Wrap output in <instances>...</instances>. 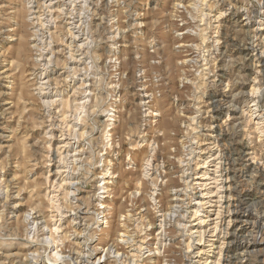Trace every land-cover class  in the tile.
Segmentation results:
<instances>
[{
	"label": "rangeland",
	"instance_id": "rangeland-1",
	"mask_svg": "<svg viewBox=\"0 0 264 264\" xmlns=\"http://www.w3.org/2000/svg\"><path fill=\"white\" fill-rule=\"evenodd\" d=\"M204 1L0 0V264H127L123 225L148 234L154 250L159 210L170 188L182 189L180 172L200 162V143L218 142L235 195L264 215V170L240 154L259 145L264 163V0ZM245 228L248 240L259 232ZM165 231L160 255L149 262L144 250L138 260L183 264L180 237ZM252 249L247 263L264 264V244Z\"/></svg>",
	"mask_w": 264,
	"mask_h": 264
},
{
	"label": "bare ground",
	"instance_id": "bare-ground-1",
	"mask_svg": "<svg viewBox=\"0 0 264 264\" xmlns=\"http://www.w3.org/2000/svg\"><path fill=\"white\" fill-rule=\"evenodd\" d=\"M206 1L203 0V3H205ZM202 3V2H201ZM239 3V2H238ZM260 3V2H259ZM263 4V3H262ZM261 5V4H259ZM229 6V5H228ZM233 6V5H232ZM262 6V5H261ZM244 8V7H243ZM211 9V8H210ZM235 9V8H234ZM246 9V8H245ZM237 10V9H236ZM32 11V10H31ZM250 11V10H249ZM238 12V11H237ZM33 13V12H31ZM202 13V11H201ZM205 13V12H204ZM223 13V12H221ZM29 14V13H28ZM51 14V13H50ZM209 14V13H207ZM224 14V13H223ZM226 14V13H225ZM251 14V13H250ZM3 15V14H2ZM35 15V14H34ZM222 15V14H221ZM246 15V14H245ZM243 15V16H245ZM46 16V15H45ZM52 16V15H50ZM203 16V15H202ZM219 16V15H218ZM252 16V15H251ZM220 17V16H219ZM44 18V17H43ZM42 18V19H43ZM50 18V17H49ZM54 18H51V20H53ZM57 19V17H56ZM217 20V18H215ZM214 19V20H215ZM229 19V18H228ZM28 20V19H27ZM40 20V19H39ZM50 20V19H48ZM240 21V20H239ZM41 22V21H40ZM217 22V21H215ZM44 23V22H43ZM137 23V22H136ZM233 24V23H232ZM45 25V24H44ZM49 25V24H48ZM36 27V26H35ZM244 28V27H243ZM241 29V28H240ZM54 30V29H53ZM52 30V31H53ZM260 30V29H259ZM39 31V30H38ZM49 31V30H48ZM116 32V31H115ZM118 33V32H117ZM203 33V32H202ZM37 34V33H36ZM49 34V33H48ZM259 34V33H258ZM35 35V34H34ZM117 35V34H116ZM115 35V36H116ZM36 36V35H35ZM49 36V35H48ZM37 37V36H36ZM111 37V36H110ZM11 38V37H10ZM50 38V37H49ZM202 39H205L201 36ZM38 39V38H37ZM38 43V42H37ZM27 44V43H26ZM54 44V43H53ZM25 45V44H24ZM29 45V44H27ZM36 45V44H34ZM49 46V45H48ZM192 46V45H191ZM193 47V46H192ZM196 47V46H195ZM31 48V47H30ZM34 48V47H33ZM40 48V47H39ZM49 48V47H48ZM71 48V47H70ZM28 49V47L26 48ZM57 50V49H56ZM27 51V50H26ZM59 51V50H58ZM49 52V51H48ZM52 52V51H51ZM70 52V51H69ZM52 54V53H51ZM98 55V54H97ZM38 56V55H37ZM192 56V55H191ZM255 56V55H254ZM260 56V55H259ZM35 58V57H34ZM44 58V57H43ZM50 58H47V61ZM35 60V59H33ZM37 60V58H36ZM50 61V60H49ZM67 61V60H66ZM190 61V60H189ZM35 62V61H34ZM52 62V61H51ZM50 62V63H51ZM49 63V62H48ZM47 63V64H48ZM64 63V62H63ZM66 64V63H64ZM67 65V64H66ZM71 68V67H70ZM43 69V68H42ZM258 69V68H257ZM259 70V69H258ZM239 71V70H238ZM238 73V72H237ZM68 74V73H67ZM74 76V75H73ZM251 76V75H250ZM68 77V76H67ZM65 79V78H64ZM258 80V79H257ZM245 82V81H244ZM258 82V81H257ZM68 83V82H67ZM88 84V83H87ZM256 84V83H255ZM43 86V85H42ZM50 86V85H49ZM27 88V86H26ZM84 88V87H83ZM76 89V88H75ZM80 89V88H79ZM40 90V89H39ZM38 91V90H37ZM48 91V90H47ZM79 91V90H78ZM85 91V90H84ZM35 92V91H34ZM43 92V91H41ZM240 92V91H239ZM253 92V91H251ZM256 92V91H255ZM36 93V92H35ZM57 93V92H56ZM62 93V92H61ZM83 93V92H82ZM81 93V94H82ZM92 93V91H91ZM231 93V92H230ZM234 93V92H233ZM238 93V92H236ZM241 93V92H240ZM240 93H238L240 95ZM53 94V93H52ZM65 94V93H64ZM231 95V94H230ZM235 96H237V94L234 93ZM243 95V94H242ZM82 96V95H81ZM151 96V95H150ZM233 96V94H232ZM231 96V97H232ZM77 97V96H76ZM89 97V96H88ZM87 97V98H88ZM251 97V96H250ZM142 98H148V96L145 94V96H143ZM141 98V99H142ZM235 98V97H234ZM233 98V99H234ZM57 99V98H56ZM61 99V98H60ZM75 99V98H74ZM38 100V99H37ZM67 100V99H65ZM76 100V99H75ZM232 100V99H231ZM230 100V101H231ZM51 101V100H50ZM194 101V100H193ZM11 102V101H9ZM14 102V101H13ZM42 102V101H41ZM45 102V99L44 101ZM42 102V103H43ZM66 102V101H65ZM96 101H94L95 103ZM143 102V101H142ZM152 102V101H150ZM149 102V104H150ZM154 102V100H153ZM51 103V102H50ZM141 103V102H140ZM197 103V101H196ZM227 103V102H226ZM45 104V103H44ZM80 104V103H79ZM143 106H147L148 102H143ZM153 104V103H152ZM230 104V103H229ZM4 105V104H3ZM52 105V104H51ZM57 105V104H56ZM62 105V104H60ZM194 105V103L192 104ZM196 105V104H195ZM198 105V104H197ZM200 105V103H199ZM212 105V104H211ZM222 105V104H221ZM231 105V104H230ZM47 106V105H46ZM68 106V104H67ZM155 106V104H154ZM43 107V106H42ZM41 107V108H42ZM66 107V106H65ZM80 107V106H79ZM83 107V106H82ZM148 107V106H147ZM151 107V105L149 106ZM146 108L147 111H149V109L151 108ZM197 107V106H196ZM205 107V106H204ZM232 106H230L231 108ZM51 108V107H50ZM69 108V107H68ZM75 108V107H74ZM200 108V107H199ZM233 108V107H232ZM83 109V108H82ZM81 109V110H82ZM155 109V107H154ZM153 109V110H154ZM158 109V108H157ZM194 109V108H193ZM196 109V108H195ZM229 109V108H228ZM236 109V107L234 108ZM66 110V109H65ZM84 110V109H83ZM94 110V109H93ZM113 110V109H112ZM198 110V109H197ZM201 110V109H200ZM204 110V109H202ZM211 110V109H210ZM215 110V109H214ZM238 110V109H237ZM61 111V110H60ZM146 113H151V112H147ZM153 112V111H152ZM193 112V111H192ZM195 112V111H194ZM202 112V111H201ZM254 112V111H253ZM108 113V112H107ZM154 113V112H153ZM200 113V111H199ZM206 113V112H205ZM201 114V113H200ZM227 114V113H226ZM239 114V113H238ZM64 115V114H63ZM146 115V114H145ZM158 115V114H157ZM155 115V116H157ZM195 115V114H194ZM229 115V114H228ZM57 116V115H56ZM55 116V117H56ZM108 116V115H106ZM236 116V115H235ZM64 117V116H63ZM110 117V115H109ZM149 117V116H148ZM154 117V116H152ZM192 117V116H191ZM196 117V116H194ZM228 117H234L232 116H227ZM253 117V116H252ZM80 118V117H79ZM151 118V116H150ZM198 118V117H196ZM237 118H239L237 116ZM20 119V118H19ZM244 119V118H243ZM109 120V119H108ZM192 120V119H190ZM195 119H193L192 121H194ZM242 120V119H241ZM148 121V120H147ZM159 121V120H158ZM162 120H160L161 122ZM145 122V121H144ZM160 122H158L160 124ZM242 121H240L241 124ZM252 122V121H250ZM153 123V122H152ZM156 123V124H158ZM225 123V122H224ZM260 123V122H259ZM49 124V123H48ZM194 124V123H193ZM234 124V123H233ZM258 124L257 122H255V125ZM68 125V124H67ZM71 125V124H70ZM113 125V124H112ZM149 125V124H148ZM168 123L163 122V126H167ZM174 125V124H172ZM236 125V124H235ZM243 125V124H242ZM241 125V127H242ZM66 126V125H65ZM111 126V125H110ZM189 126V125H188ZM193 126V125H192ZM231 126V125H230ZM234 126V125H232ZM63 127V126H62ZM68 127V126H67ZM118 127V126H116ZM115 127V128H116ZM157 127V126H156ZM161 127V125H160ZM174 127V126H173ZM212 127V126H211ZM236 127V126H235ZM240 127V126H239ZM106 128V127H105ZM159 128V125H158ZM195 128V127H192ZM206 128V127H205ZM222 128V127H221ZM257 128V127H256ZM259 129L256 130H261L260 127H258ZM264 128V127H263ZM61 129V128H60ZM108 129V128H106ZM113 129V128H112ZM121 129V128H119ZM189 129V127H187V130ZM191 129V128H190ZM215 129V128H214ZM242 129V128H241ZM244 129V128H243ZM116 130V129H115ZM171 129H169L170 132ZM211 130V128H210ZM114 131V130H113ZM118 131V130H117ZM120 131V130H119ZM163 131H165V129H163ZM162 131V132H163ZM184 131V130H183ZM234 131V130H233ZM124 132V131H123ZM160 132V131H159ZM168 132V133H169ZM220 132V130H219ZM261 132V131H259ZM110 130H109V132ZM118 134V132H115ZM113 133V134H115ZM165 133V132H164ZM188 133V132H187ZM186 133V134H187ZM201 133V132H200ZM212 133V131H211ZM262 133V132H261ZM70 134V133H69ZM75 134V133H74ZM109 134V136H110ZM238 134V133H237ZM164 135V134H163ZM108 136V137H109ZM112 136V135H111ZM189 136V135H188ZM210 137L212 136V134L209 135ZM262 136V135H261ZM196 138V136H195ZM212 138V137H211ZM214 138V137H213ZM197 139V138H196ZM195 139V140H196ZM111 140V139H110ZM193 140V139H192ZM209 140V139H208ZM217 140V139H216ZM243 140V139H242ZM259 140V139H258ZM257 140V143H258ZM52 141V140H51ZM162 141V140H161ZM173 141V140H172ZM210 141V140H209ZM241 141V140H240ZM252 141V140H251ZM250 141V142H251ZM254 141V140H253ZM260 141V140H259ZM164 142V141H162ZM196 145V142L193 141ZM201 141H199L200 143ZM256 142V140H255ZM261 142H264V140ZM154 143V142H153ZM156 143V142H155ZM154 143V144H155ZM216 143L218 142H209V145L211 144L212 147H208L203 149V145H197V149H199L200 151H198L196 153V160H200V162H196L195 166L193 165L194 169H188L190 170L189 172H187L188 170H182L180 172V175H178L180 182L183 183L181 186L178 187H182V189L179 190V188H174L168 192L169 193V197L168 200L166 202V206L164 208H160L161 210H159L160 214L158 215L157 218V225L159 226V231L157 233V236L159 237V239L157 238V242L155 243L156 247H153L154 250H152V248L150 249V244L148 241V234L143 233L142 234L139 233H133L130 234L129 228L127 230H125V226L123 225L122 227V232L118 233L119 235V241L118 243L121 244L123 246L125 250V254L126 255V259L127 264H145V261H149V262H153V258L155 255H160V253H158V249L159 247L163 248V246H165L166 244L164 242H167L166 240V235L167 233H165L166 228L167 227H172V229L176 230V233L178 237H180V243H179V247H181V249L183 250L182 256L180 255V258L182 259L183 264H229L230 260L232 258L235 259H239L241 261V264H248V257L251 254L252 257V248L256 243L259 244H264V215L262 214H252L250 213V210H247V208L244 207V203H243V199H240L237 197V195H235V189L232 188L231 183H230V179L232 177H230V174L228 172V166L226 167V165L223 163L224 161L222 160L220 154H219V150L220 148L216 147ZM118 144V143H116ZM185 144V143H184ZM198 144V143H197ZM203 144V143H202ZM220 144V143H219ZM253 144V143H252ZM260 144V142H259ZM68 145V144H67ZM113 145V144H112ZM138 145V144H137ZM146 145V144H145ZM208 145V143L206 144V146ZM248 145V144H247ZM250 145V144H249ZM258 145V144H257ZM110 146V145H109ZM117 146V145H116ZM150 147V145L148 144L147 147ZM156 144L153 146L155 147ZM218 146V145H217ZM256 146V145H255ZM255 146H251L248 148V146L246 148H244V150L241 148V155H243L244 157H246V161L251 163L252 168H256L257 170H259V166L261 167V169L264 170V163L262 164L261 162H258V160L260 159V154L258 155L256 153V149ZM259 146V145H258ZM256 146V148L258 147ZM49 147V146H48ZM103 147V146H102ZM111 147V146H110ZM135 146H133L134 148ZM148 147V148H149ZM151 148L154 150V148ZM190 147V146H189ZM195 147V146H194ZM50 148V147H49ZM62 148V147H61ZM137 148V147H136ZM183 148V146H182ZM191 148V147H190ZM219 149V150H216ZM81 149V148H80ZM194 149V148H193ZM59 150V149H58ZM116 150V149H115ZM173 150V149H172ZM192 150V148H191ZM51 151V150H50ZM60 151V150H59ZM117 151V150H116ZM149 151V150H148ZM155 151V150H154ZM187 151V150H186ZM216 151V152H215ZM61 152V151H60ZM76 152V151H75ZM185 152V151H184ZM245 152V153H244ZM114 153V152H113ZM149 153V152H148ZM156 153V152H155ZM190 153V152H189ZM223 153V152H222ZM152 154V153H151ZM187 154V153H186ZM185 154V155H186ZM195 154V153H193ZM191 154V155H193ZM23 155V153H22ZM45 155V154H44ZM73 155V154H72ZM149 155V154H148ZM153 155V154H152ZM171 156V155H170ZM178 156V155H177ZM184 156V155H182ZM224 156V155H223ZM231 156V155H230ZM74 157V156H73ZM180 157V155L178 156V158ZM190 157V156H187ZM186 157V158H187ZM193 157V156H192ZM190 157V158H192ZM77 158V157H76ZM75 158V159H76ZM177 158V157H176ZM232 158V157H231ZM74 159V160H75ZM79 159V158H78ZM145 159V158H144ZM147 159V158H146ZM184 159V158H183ZM151 160V159H150ZM175 160H179L177 163L182 164L183 162H187L186 164L188 165V161H183L182 159H175ZM188 160V159H187ZM228 160V159H227ZM55 161V160H54ZM147 161V160H146ZM182 161V162H181ZM226 161V160H225ZM64 162V161H63ZM62 162V163H63ZM109 162V161H108ZM191 162V161H190ZM194 162V161H193ZM194 162V163H195ZM228 162V161H227ZM227 162H225L227 164ZM237 162V159H236ZM67 163V162H65ZM149 163V161H148ZM260 163L262 165H260ZM144 164V163H143ZM150 164V163H149ZM75 165V164H74ZM237 165V164H236ZM234 165V166H236ZM57 166V165H56ZM191 166V165H190ZM238 166V165H237ZM245 166V165H244ZM249 165H247L248 167ZM77 167V166H76ZM149 168V167H148ZM191 168V167H190ZM239 168V167H238ZM78 169V167H77ZM179 169V168H178ZM186 169V168H185ZM1 170V169H0ZM67 170V169H66ZM236 170V169H235ZM3 171V170H2ZM110 171V169H109ZM149 171V170H148ZM239 171V169H238ZM252 171V170H251ZM262 171V170H261ZM72 172V170H71ZM77 172V171H76ZM157 172V171H156ZM48 173V172H47ZM116 173V172H115ZM143 173V172H142ZM239 173V172H238ZM233 174V173H232ZM58 175V174H57ZM155 175V174H154ZM234 175V174H233ZM258 175V174H257ZM101 176V175H100ZM105 176V175H103ZM115 176V175H114ZM73 177V176H72ZM71 177V178H72ZM150 177V176H148ZM162 177V175H161ZM106 177H102V184H101V188L105 193L109 192L108 189V185L111 184L110 181H107L105 179ZM145 178L146 175H145ZM177 178V180L179 181V179ZM1 179V178H0ZM48 179V178H47ZM159 179V178H158ZM161 179V178H160ZM164 179V178H163ZM149 180V179H148ZM166 180V179H165ZM168 180V178H167ZM252 180V179H251ZM11 181V180H10ZM76 181V180H75ZM177 181V182H178ZM63 182V181H62ZM81 182V181H80ZM151 182V181H150ZM153 182V181H152ZM48 183V182H47ZM55 183V182H54ZM65 183V182H64ZM138 183V182H137ZM175 183V182H174ZM254 183V182H253ZM140 184V181H139ZM138 184V186H139ZM162 185H164L163 183H161ZM177 184V183H176ZM73 185V184H72ZM141 185V184H140ZM151 185V184H150ZM154 185V184H152ZM156 185V184H155ZM154 185V186H155ZM159 185V184H158ZM178 185V184H177ZM7 186V185H6ZM100 186V185H99ZM153 186V187H154ZM167 186V185H166ZM169 186V185H168ZM167 186V187H168ZM171 186V185H170ZM173 186V185H172ZM2 187V186H1ZM56 187V186H55ZM60 187V186H59ZM58 187V188H59ZM157 187V186H156ZM156 187H154V189H157ZM165 187V186H164ZM165 187V188H167ZM135 188V187H134ZM7 189V187H6ZM136 189H138V187H136ZM153 189V190H154ZM160 189V188H159ZM1 190V189H0ZM4 190V189H3ZM2 190V191H3ZM8 190V189H7ZM23 190V189H22ZM64 190V189H63ZM99 190V189H98ZM163 190V189H162ZM5 191V190H4ZM62 191V190H61ZM138 191V190H137ZM140 191V190H139ZM138 191V192H139ZM8 192V191H7ZM64 192V191H63ZM136 192V191H135ZM156 192V191H155ZM184 192H188V194L186 195ZM233 192V194H232ZM131 193V192H130ZM12 194V193H11ZM136 194V193H135ZM146 194V193H145ZM155 194V193H154ZM2 195V194H1ZM7 195V193H6ZM10 195V194H9ZM9 195H7L8 198H12ZM17 195V193H16ZM55 195V194H54ZM57 195V193H56ZM159 195V194H158ZM233 195V196H232ZM132 196V193H131ZM129 195V197H131ZM134 196V195H133ZM153 196V195H152ZM243 196V194H242ZM257 196V195H256ZM5 197V196H4ZM64 198V197H63ZM98 198V197H97ZM102 198V197H101ZM104 198V197H103ZM153 198V197H152ZM264 198V197H263ZM7 199V198H5ZM144 199V198H143ZM97 200V199H96ZM151 200V199H150ZM105 201H103L102 203L99 204L98 207H100L99 210V214H103L104 217L106 218V212H108L109 210V205H107V203H104ZM129 202V201H128ZM184 204L185 207V211H183L182 209V205ZM16 205V204H15ZM51 205V204H50ZM35 207V206H34ZM161 207V206H160ZM163 207V206H162ZM142 208V207H141ZM3 209V208H2ZM58 209V207H57ZM87 209V208H86ZM84 210V209H83ZM97 210V209H96ZM9 211V210H8ZM30 211V210H29ZM78 211V210H77ZM88 211V210H87ZM91 211V210H90ZM12 214V206H11V211ZM32 212V211H30ZM59 212V211H58ZM95 212V211H94ZM139 212V211H138ZM201 212H204L201 214ZM255 213V212H254ZM263 213V212H262ZM27 214V213H26ZM59 214V213H58ZM28 215V214H27ZM109 215V214H107ZM139 218H137L136 220H138L140 222V220H142V214L139 213ZM147 215V214H146ZM156 215V214H155ZM175 216L176 219H174V223H175V227L172 226L171 224V218ZM27 217V216H26ZM25 217V218H26ZM82 217V216H81ZM123 217V216H122ZM146 217V216H144ZM3 218V217H2ZM15 218V217H14ZM24 218V217H23ZM55 218V217H54ZM75 218V217H74ZM104 218V219H105ZM108 218V217H107ZM18 219V218H17ZM130 219V218H129ZM24 220V219H23ZM28 220V219H27ZM26 220V221H27ZM36 220V219H34ZM55 220V219H54ZM72 220V219H71ZM147 220V219H146ZM144 220V221H146ZM173 220V219H172ZM16 221V220H15ZM127 221V220H125ZM135 221V220H134ZM156 221V220H155ZM72 222V221H71ZM123 223V222H122ZM126 223V222H125ZM123 223V224H125ZM133 223V222H132ZM136 223V222H135ZM141 223V222H140ZM139 223V224H140ZM115 224V223H114ZM128 224V223H127ZM130 224V223H129ZM134 224V223H133ZM138 224V223H137ZM136 224V227H137ZM144 224V223H143ZM150 224V223H149ZM36 224H34L35 227ZM57 225V224H56ZM142 225V224H141ZM170 225V226H168ZM78 226V225H77ZM139 226V225H138ZM143 226V225H142ZM141 226V227H142ZM167 226V227H166ZM49 227V226H48ZM56 227V226H55ZM120 227V225H119ZM146 227V226H145ZM247 227H252L253 230L256 228H259V232L256 231L255 236L253 237L252 240H248V238H246L245 233L247 234V230L243 231L244 228ZM53 228V227H52ZM116 230L118 229V226L115 225ZM131 228V226H130ZM135 228V226L133 227ZM236 228V229H235ZM245 228V229H246ZM24 229H26L24 227ZM36 229V228H35ZM55 231L58 229L54 228ZM139 229V228H138ZM144 229V228H142ZM234 229V230H233ZM49 230V229H47ZM51 230V228H50ZM61 230V229H60ZM75 230V229H74ZM120 230V228H119ZM118 230V231H119ZM133 230V229H131ZM37 231V230H36ZM141 231V229L139 230ZM171 231V230H170ZM169 231V233H170ZM25 232V231H24ZM82 232V231H81ZM80 232V233H81ZM9 233V232H8ZM106 233V232H105ZM116 233V232H115ZM253 233V231H252ZM253 233V234H254ZM28 234V233H27ZM47 234V233H46ZM70 234V233H69ZM135 234V235H134ZM249 234V233H248ZM36 235V234H35ZM41 235V234H40ZM51 235V234H50ZM71 235V234H70ZM69 235V236H70ZM81 235V234H80ZM115 235V234H114ZM173 235V234H172ZM250 235V234H249ZM252 235V234H251ZM12 236V235H11ZM44 236V235H43ZM155 236V235H154ZM1 237V236H0ZM38 237V236H37ZM53 237V235H52ZM65 237V236H64ZM72 237V236H71ZM31 238V237H30ZM42 238V237H41ZM172 238V237H171ZM32 239V238H31ZM35 239V238H34ZM45 239V238H44ZM65 239V238H64ZM71 239V238H70ZM49 240V239H47ZM51 240V239H50ZM151 240V239H150ZM154 240V239H153ZM173 240V239H172ZM93 241V240H92ZM116 241V240H115ZM57 242V240L55 241ZM63 242V241H62ZM112 242V241H111ZM43 243V242H42ZM41 243V244H42ZM89 243V242H88ZM164 243V244H163ZM172 243V242H171ZM57 244V243H56ZM62 244V243H61ZM113 244V243H112ZM51 245V244H50ZM66 245V244H65ZM69 245V244H68ZM88 245V244H87ZM106 245V244H105ZM70 246V245H69ZM68 246V248H69ZM101 246V245H100ZM117 245L113 246L116 247ZM36 247V246H35ZM60 247V246H59ZM58 247V248H59ZM99 247V246H98ZM107 247V246H106ZM112 247V248H113ZM49 248V247H48ZM64 248V247H63ZM110 248V247H109ZM123 249V250H124ZM108 250V249H107ZM106 250V251H107ZM116 250V249H115ZM144 250H146L145 252H148L147 255H145L146 260H138L139 258H141L145 252H143ZM181 250V251H182ZM54 251V250H53ZM117 251V250H116ZM67 252V251H66ZM110 252V251H109ZM234 252V253H233ZM32 253V252H31ZM30 253V254H31ZM61 253V252H60ZM36 254V253H35ZM47 254V253H46ZM53 254V253H52ZM69 254V253H68ZM120 253L117 252L116 256H118ZM43 255V254H42ZM113 255V254H112ZM123 255V252L122 254ZM84 256V255H83ZM7 258H12V253H7L6 255ZM22 257L27 258L29 257L27 254H23ZM60 256L57 254V252H54L53 254V259L59 258ZM105 257V256H104ZM122 257V256H121ZM34 257H31V259H33ZM51 258V257H50ZM48 258V259H50ZM78 258V257H77ZM155 258H157L155 256ZM154 258V259H155ZM1 259V258H0ZM41 259V258H40ZM71 259V258H70ZM73 259V258H72ZM83 259V258H82ZM102 259V257H99L96 261L93 262H97L100 261ZM107 259V258H106ZM124 260V258H122ZM159 259V258H158ZM158 259H155L158 260ZM51 262L52 259H50ZM48 260V261H50ZM55 260V259H54ZM80 260V259H78ZM153 260V261H152ZM166 260V259H165ZM11 261V260H10ZM77 261V260H76ZM87 261V260H86ZM126 261V260H125ZM146 261V262H147ZM163 261V260H162ZM173 261V260H172ZM233 261V260H232ZM237 261V260H236ZM238 261V262H240ZM91 262V261H90ZM118 262V261H117ZM130 262V263H129ZM148 262V263H149ZM158 263V261H156ZM55 263V262H54ZM78 263V262H77ZM81 263V262H80ZM92 263V262H91ZM172 263V262H171ZM170 263V264H171ZM175 263V262H174ZM17 264V263H16ZM115 264V263H114ZM167 264V263H165ZM182 264V263H180Z\"/></svg>",
	"mask_w": 264,
	"mask_h": 264
}]
</instances>
